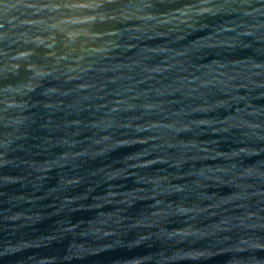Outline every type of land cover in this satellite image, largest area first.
Wrapping results in <instances>:
<instances>
[{
  "label": "water",
  "instance_id": "water-1",
  "mask_svg": "<svg viewBox=\"0 0 264 264\" xmlns=\"http://www.w3.org/2000/svg\"><path fill=\"white\" fill-rule=\"evenodd\" d=\"M0 264H264V0H0Z\"/></svg>",
  "mask_w": 264,
  "mask_h": 264
}]
</instances>
